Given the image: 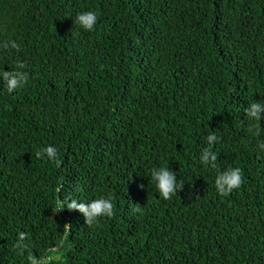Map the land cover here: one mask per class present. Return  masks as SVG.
Listing matches in <instances>:
<instances>
[{
  "label": "trees",
  "instance_id": "trees-1",
  "mask_svg": "<svg viewBox=\"0 0 264 264\" xmlns=\"http://www.w3.org/2000/svg\"><path fill=\"white\" fill-rule=\"evenodd\" d=\"M33 260L264 264V0H0V264Z\"/></svg>",
  "mask_w": 264,
  "mask_h": 264
},
{
  "label": "clouds",
  "instance_id": "clouds-1",
  "mask_svg": "<svg viewBox=\"0 0 264 264\" xmlns=\"http://www.w3.org/2000/svg\"><path fill=\"white\" fill-rule=\"evenodd\" d=\"M97 16L94 12H86L82 13L77 16V22H79L86 30H92L96 24ZM15 47V45H13ZM9 73L4 72L3 76L7 79ZM17 77H19L21 80L26 79L23 75H21V72L17 71L13 74V78L8 83V91H12L13 88H16L18 86V80ZM259 104H253L252 105V113L251 115L256 116L258 118V112H259ZM44 151L47 152V156L49 159L55 160L57 157V150L54 147H47ZM37 157L41 155V152H37ZM207 154L204 157V162H207ZM213 164L212 166L215 167V160L216 157L213 155L212 157ZM153 178L157 181V188L159 189V192L161 196L168 200L171 198L172 194L175 193V190L177 188L175 175L169 171L168 169L161 168L159 171L154 170L152 173ZM216 188L217 191L221 195H228L233 189L239 188L242 184V175L241 170L239 168L236 169H230L223 174H220L216 181ZM227 185V187H225ZM59 206L61 210L65 209L63 202H59ZM67 209L73 210L78 209L80 212L84 213V216L86 218V223L91 225L93 224L96 219L100 216H107L112 217L114 215V206L110 199H97L93 200L90 204L85 203H77L76 200H72L70 203L67 204ZM136 211H139V208L135 209ZM25 239L24 233H21L19 235V242L17 243L16 247L18 249H23L26 246L21 243ZM33 264H37L35 260H33Z\"/></svg>",
  "mask_w": 264,
  "mask_h": 264
}]
</instances>
